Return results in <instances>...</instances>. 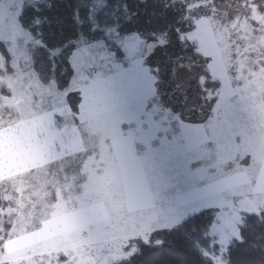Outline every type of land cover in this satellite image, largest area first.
I'll return each instance as SVG.
<instances>
[{
	"label": "rangeland",
	"instance_id": "rangeland-1",
	"mask_svg": "<svg viewBox=\"0 0 264 264\" xmlns=\"http://www.w3.org/2000/svg\"><path fill=\"white\" fill-rule=\"evenodd\" d=\"M25 1L0 0V44L9 55L0 53V134L19 122L38 130L34 144L43 158L38 151L31 156L29 147H12L10 165L5 154L0 160V264H114L139 243H162L160 232L200 212L211 222L197 247L211 264H226L239 227L264 207V0H229L226 12L234 3L240 23L213 30L204 19L198 33H183L203 58L200 66L193 62L197 68L177 72L182 91L191 92L185 103H210L204 120L186 127L155 101L165 83L146 64L167 43L164 31L143 36L133 30L113 39L120 57L107 51L104 39L76 49L71 82L58 90L32 71L37 42L17 21ZM211 34L218 42L226 37L230 47L222 69L228 84L207 60L204 42ZM199 68L217 92L208 88L210 79L197 81ZM72 90L81 95L79 112L60 115L51 137L40 135L46 128L37 118L65 112ZM72 125L74 141L69 131L56 130Z\"/></svg>",
	"mask_w": 264,
	"mask_h": 264
},
{
	"label": "trees",
	"instance_id": "trees-1",
	"mask_svg": "<svg viewBox=\"0 0 264 264\" xmlns=\"http://www.w3.org/2000/svg\"><path fill=\"white\" fill-rule=\"evenodd\" d=\"M228 1L26 0L17 14V21L21 29L37 42L31 52L32 71L40 82L53 84L58 90L67 89L71 82L73 77L71 57L76 49L104 39L107 51L120 57L122 51L113 39L133 32V30L143 36L148 34L153 36L155 32L164 31L163 35H165L167 43L154 58H148L146 64L157 82L164 81L165 83L164 86H161L160 83L157 86L155 101L164 104L166 112H169L168 116H172L171 118L177 125L184 123L182 127H186L200 120L203 121V118L210 113L208 110L210 103L205 98L203 102L196 103V107L190 104V100L185 103L191 92L185 95L187 91H182L185 86L177 79V72L181 67L197 68L203 58L196 54L197 51L183 33L185 30L191 29L198 33L197 23L204 19L208 21V29L212 27L213 30H216L217 27L220 28L223 24L235 21L240 23L237 6L235 7L234 3H231V8L226 12L225 4ZM230 13L233 14V18L229 17ZM227 19H230L228 23ZM157 34L159 35V33ZM225 40L226 37H222L219 42L224 45ZM198 41L199 44L204 42L200 37H198ZM219 42L215 40L213 34L208 35V40L204 42L207 44L209 57L207 60L212 63L215 70L218 69L223 80L228 84L229 79L224 77L222 69H227L226 51L231 50L225 45L224 49ZM193 52L198 57L194 56ZM0 53L6 60H9L7 48L3 44H0ZM240 56L241 54L237 53L233 55V59L237 61ZM159 59L160 63H164V65L154 67L153 64H156L154 60ZM194 61L197 65H193ZM197 70L199 73L197 81H201L202 77L210 79L203 69ZM209 81L208 88L210 90L213 88L211 92L215 93L214 82L211 79ZM217 87L220 88V84ZM163 88L166 89L165 92ZM169 93L173 94L171 100L167 98ZM161 95H166L165 101L161 98L158 99V96ZM80 99L81 95L77 90L66 92L65 112L40 115L37 118L46 128L44 133L39 134H44L46 138L51 137L53 129L55 130V123L58 122L59 116L62 114L72 115L74 118L80 109ZM196 102L198 101L196 100ZM153 109L156 108L153 107ZM174 114H177L181 121H176ZM21 123H16L15 127L5 129L0 134V136L8 135L3 140L2 137L0 138V160H3L5 154L4 160L8 161V164L12 155V151L9 152V149L12 147L13 150L18 149L19 151L29 147L33 149L30 153L31 156L35 151H38L39 153L35 155L42 157L43 149H39L38 144H34L38 130L36 132L28 131ZM77 123L78 120L74 119V124ZM63 128L56 130L63 134L69 131L70 140L74 141V136L77 134L74 129H71L73 125ZM46 130H49L48 136L45 134ZM26 143H30V146ZM62 152L60 155L63 154ZM23 153L25 152L16 153V158L13 161ZM210 222L211 219L205 212L189 216L181 226L160 232L158 235L159 240H163L162 243L153 241L139 243L137 250L131 256L114 264H211L201 255L197 247L198 238L207 229ZM239 234L240 240H235L227 250L226 264H264V207L259 214L251 215L245 220L239 227Z\"/></svg>",
	"mask_w": 264,
	"mask_h": 264
}]
</instances>
